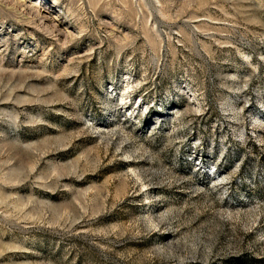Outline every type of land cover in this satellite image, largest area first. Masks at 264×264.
Segmentation results:
<instances>
[{
	"label": "rangeland",
	"instance_id": "374dc122",
	"mask_svg": "<svg viewBox=\"0 0 264 264\" xmlns=\"http://www.w3.org/2000/svg\"><path fill=\"white\" fill-rule=\"evenodd\" d=\"M0 264H264V0H0Z\"/></svg>",
	"mask_w": 264,
	"mask_h": 264
}]
</instances>
